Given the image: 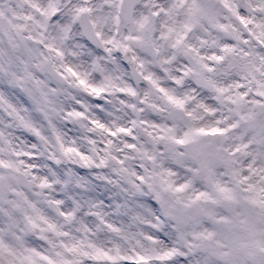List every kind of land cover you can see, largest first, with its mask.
<instances>
[{
    "label": "snow or ice",
    "instance_id": "obj_1",
    "mask_svg": "<svg viewBox=\"0 0 264 264\" xmlns=\"http://www.w3.org/2000/svg\"><path fill=\"white\" fill-rule=\"evenodd\" d=\"M0 264H264V0H0Z\"/></svg>",
    "mask_w": 264,
    "mask_h": 264
}]
</instances>
